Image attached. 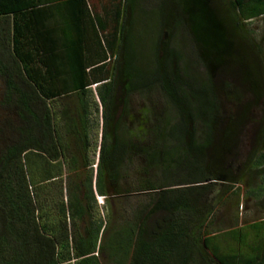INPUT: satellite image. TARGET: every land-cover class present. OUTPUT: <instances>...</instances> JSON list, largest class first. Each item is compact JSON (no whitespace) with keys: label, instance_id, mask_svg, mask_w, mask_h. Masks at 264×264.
Returning <instances> with one entry per match:
<instances>
[{"label":"trees","instance_id":"16d2710c","mask_svg":"<svg viewBox=\"0 0 264 264\" xmlns=\"http://www.w3.org/2000/svg\"><path fill=\"white\" fill-rule=\"evenodd\" d=\"M90 1L0 0L21 121L0 156V264H264V0ZM219 70L244 90L223 84L240 110L222 128ZM154 86L168 106L133 116Z\"/></svg>","mask_w":264,"mask_h":264},{"label":"rangeland","instance_id":"374dc122","mask_svg":"<svg viewBox=\"0 0 264 264\" xmlns=\"http://www.w3.org/2000/svg\"><path fill=\"white\" fill-rule=\"evenodd\" d=\"M155 2L154 0H151V2ZM150 1H146V5L144 7L145 11L144 13L147 14L150 10H152L148 5L152 4ZM148 4V5H147ZM154 17V16H153ZM143 20V21H142ZM142 22L139 25V31H142V39H144L145 42H143V53L148 55L149 49L151 47L152 42V36L154 34L152 25L147 27L143 24V22L146 21V18L143 16ZM251 28L256 29L259 28L261 25L259 20H254L251 23ZM142 27V28H141ZM150 36V37H149ZM151 39V41H150ZM149 43V44H148ZM178 46L182 49L184 52L186 58H191V47L188 42L185 41L183 37L178 38ZM113 66L114 65V59L110 62ZM215 82H217L219 91L221 93L220 99H221V117H220V127L222 128L228 118V115L230 111H233L234 113H238L240 110V107H238L236 104H233L232 102L228 101L226 97L224 96L225 93L223 91V84H233L236 88H238L241 91H244L242 89V86L238 79H235L234 77H229L228 75L224 74L222 71H218L215 76ZM96 86L92 87V90L95 92V96L97 101L98 97L96 95ZM6 95H7V84L4 77L0 76V156L5 152L7 147L14 144L18 140V132L17 128L20 126L21 121L18 114V109L15 104L6 102ZM168 106V103L162 94L161 89L158 86H154L149 92L140 94L136 93L131 96L130 98V109L132 111V115H138L143 109H154L156 112H161L164 108ZM134 119V118H132ZM128 123V122H127ZM129 125V123H128ZM198 130L200 135L202 136L204 133L203 126L199 123L198 124ZM253 136V124L249 125L245 132L241 135L240 142L238 144V147L235 150V159L234 164L237 166L238 163L246 156L250 145H251V138ZM98 156H96V162L97 164ZM142 165L141 159H136L133 163L127 164V169L125 174H129V182L133 180V177L135 176L136 172L139 170ZM97 167L94 165V170H96ZM103 198L98 196V202L99 204L103 203ZM242 210V209H241Z\"/></svg>","mask_w":264,"mask_h":264},{"label":"crops","instance_id":"0c3cea01","mask_svg":"<svg viewBox=\"0 0 264 264\" xmlns=\"http://www.w3.org/2000/svg\"><path fill=\"white\" fill-rule=\"evenodd\" d=\"M53 0H44V3H51ZM121 0H91L92 3L91 8H94L97 10L98 13H103L106 11H115V8H117V4H119ZM123 2V0H122ZM61 14L65 11V9L61 6L58 8V10Z\"/></svg>","mask_w":264,"mask_h":264}]
</instances>
